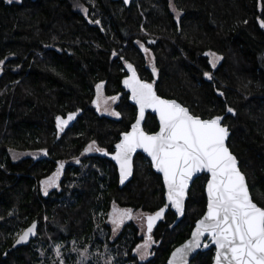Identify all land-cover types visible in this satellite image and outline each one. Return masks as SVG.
I'll use <instances>...</instances> for the list:
<instances>
[{
    "label": "trees",
    "instance_id": "trees-1",
    "mask_svg": "<svg viewBox=\"0 0 264 264\" xmlns=\"http://www.w3.org/2000/svg\"><path fill=\"white\" fill-rule=\"evenodd\" d=\"M209 53L220 58L214 68ZM129 70L193 116L223 119L264 209V0H0V264H70L69 248L87 245L110 264H167L189 237L205 212L206 175L193 181L182 219L170 208L154 218L164 187L149 161L137 154L120 185L109 159L137 118L122 86ZM98 83L118 119L97 113ZM143 129L157 131L152 114ZM10 151L43 156L13 161ZM112 205L155 219L148 260L133 254L143 240L133 220L111 240ZM29 227L36 235L13 248ZM213 256L201 250L190 264Z\"/></svg>",
    "mask_w": 264,
    "mask_h": 264
},
{
    "label": "water",
    "instance_id": "water-1",
    "mask_svg": "<svg viewBox=\"0 0 264 264\" xmlns=\"http://www.w3.org/2000/svg\"><path fill=\"white\" fill-rule=\"evenodd\" d=\"M122 86L137 118L109 156L120 185L130 178L133 159L141 154L164 187L165 204L154 218L170 208L180 220L193 181L207 176L205 212L189 237L171 251L167 264H190L207 248L214 249L212 264H264V209L253 202L239 162L227 146L229 132L223 119L193 116L176 100L157 95L134 70H129ZM148 113L158 122L153 133L143 129ZM35 235V227L27 228L13 248L28 244Z\"/></svg>",
    "mask_w": 264,
    "mask_h": 264
},
{
    "label": "rangeland",
    "instance_id": "rangeland-1",
    "mask_svg": "<svg viewBox=\"0 0 264 264\" xmlns=\"http://www.w3.org/2000/svg\"><path fill=\"white\" fill-rule=\"evenodd\" d=\"M144 54L148 61V66H150L152 62V56L149 51L143 49ZM210 58L211 66L214 68L220 61V58L208 54ZM151 61V62H150ZM93 105L99 115L106 116L112 119H118V113L114 109V102L112 97H106L104 95V84L98 83L94 89V100ZM93 145H88L84 154H92L95 150ZM11 159L13 161H17L23 158H32L39 159L43 156V152L39 151H10L9 153ZM57 176V175H56ZM57 183V178L49 179L44 186V190L50 189ZM130 214V215H129ZM133 220L139 227L140 234L143 236V240L140 244L136 246L133 251V254L137 257V259L141 262L148 260L151 257V248L153 247V241L150 237L151 229L155 223V219L151 215L135 213L132 214L127 209L119 208L115 205H112L108 212V224L111 227V240H114L119 232L121 231L123 225L129 220ZM56 252L60 261L63 262L64 256L60 252V248H56ZM104 253H97L96 251H91L89 245L83 248H77L71 246L68 250V254L73 257L70 258V264H110L112 261L110 259H106L105 249H103Z\"/></svg>",
    "mask_w": 264,
    "mask_h": 264
}]
</instances>
